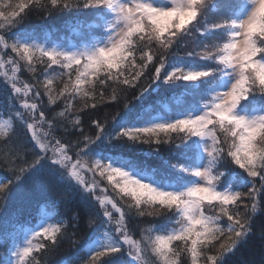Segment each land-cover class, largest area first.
Segmentation results:
<instances>
[{"label":"snow or ice","instance_id":"6c2138e0","mask_svg":"<svg viewBox=\"0 0 264 264\" xmlns=\"http://www.w3.org/2000/svg\"><path fill=\"white\" fill-rule=\"evenodd\" d=\"M73 12L91 21L75 44L24 27ZM0 77V207L14 190L45 205L0 236V264L65 240L77 255L60 264H233L257 234L264 247V0H0ZM161 88L180 90L175 108L147 102Z\"/></svg>","mask_w":264,"mask_h":264},{"label":"trees","instance_id":"16d2710c","mask_svg":"<svg viewBox=\"0 0 264 264\" xmlns=\"http://www.w3.org/2000/svg\"><path fill=\"white\" fill-rule=\"evenodd\" d=\"M86 22H90V20H86L83 13H58L48 18L33 13L25 21L24 27L30 31H36L40 38L59 35L57 36L58 39L65 41L64 43H69V41H71L72 44H75L81 40L82 36V32L75 26L84 25ZM5 70L10 73V66ZM57 71H59V69H57ZM20 78L27 81H31L32 79L31 74L27 72L21 73ZM0 80H2V77H0ZM58 86L63 87L62 84H58ZM179 92V89H153L147 102L149 104H155L161 110L166 111L170 108H175L173 96ZM2 95L3 85H0V99H2ZM46 100L47 98L45 97V103ZM115 111H117L115 106L102 108L99 115L103 117L106 112L114 113ZM3 118L6 119L7 116H0V119ZM4 151H6V146L0 144V153ZM148 162L151 164L158 163L155 158H151ZM5 176L6 173L0 170V182L4 180ZM43 195L44 194L40 191L27 192L14 190L7 203V207H0V236L6 233L14 235L16 232H19L22 225H25V222L36 223L38 205L41 208L45 207V205L41 203ZM49 211L55 210L49 209ZM256 224L257 229H259L261 220L258 219ZM147 226L148 225H143V227ZM81 228H83V224H81ZM135 238H139V236L137 235ZM0 254H3L2 250H0ZM75 255H77V250L71 247L68 241L65 240L53 255L47 258L37 255V259L41 261V264H44L45 260L49 261L50 264H60L62 260L74 257ZM232 260L233 264H241L242 261H250L252 264H261L262 260H264V247L261 245L258 234L253 239H250L248 244L241 248Z\"/></svg>","mask_w":264,"mask_h":264},{"label":"rangeland","instance_id":"374dc122","mask_svg":"<svg viewBox=\"0 0 264 264\" xmlns=\"http://www.w3.org/2000/svg\"><path fill=\"white\" fill-rule=\"evenodd\" d=\"M156 2L157 3H162V2H164V0H156ZM87 23H91V21L90 22H86V24ZM57 36H59V35L45 36L44 38H41V41H43V42L52 41V42H55V43H64L65 42V41H62V40L58 39ZM65 44H72V43H71V41H69V43H65ZM4 59L7 60L6 57H4ZM7 67H9V66H7ZM7 67H6V69H7Z\"/></svg>","mask_w":264,"mask_h":264}]
</instances>
